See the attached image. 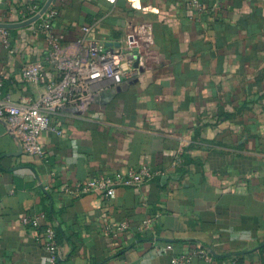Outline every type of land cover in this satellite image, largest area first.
<instances>
[{
  "label": "crops",
  "instance_id": "obj_1",
  "mask_svg": "<svg viewBox=\"0 0 264 264\" xmlns=\"http://www.w3.org/2000/svg\"><path fill=\"white\" fill-rule=\"evenodd\" d=\"M29 4L0 0L11 39L10 50L0 35V77L18 101L44 90L21 78L48 48L40 21L26 23ZM205 5L52 1L65 48L77 50L84 26L106 45L132 36L141 75L112 102L98 97L82 118L55 115L64 135H43L44 156L24 153L0 122V264H48L43 236L21 221L41 212L57 229L58 264H264V0ZM184 142L186 160L176 167ZM142 164L164 174L120 187L112 199L65 191ZM121 224L126 231L107 232Z\"/></svg>",
  "mask_w": 264,
  "mask_h": 264
},
{
  "label": "built area",
  "instance_id": "obj_2",
  "mask_svg": "<svg viewBox=\"0 0 264 264\" xmlns=\"http://www.w3.org/2000/svg\"><path fill=\"white\" fill-rule=\"evenodd\" d=\"M29 2L30 18H33L40 14L43 6L41 7L39 0ZM188 3L194 11H206L205 0H188ZM57 15V9L50 5L38 19L48 48L40 61L26 64L21 70V78L25 83L33 86L44 83L43 92L34 100H14L4 92V80L0 77V122L6 126L10 135L18 139L24 153L37 157L45 154L42 137L46 132L64 135L62 123L53 122L55 115L70 113L82 118L97 102L98 97L105 95L103 104L112 102L118 93L129 88L141 75L139 65L136 66L140 61V46L132 36L117 44L111 42L106 45L96 37L93 28L84 26L82 36L77 41V50L70 52L55 33L54 19ZM0 35L3 45L10 49L9 29L0 28ZM181 145L174 160L176 167L185 162L188 152V142ZM163 174V171L154 169L149 164H142L127 171L77 182L67 186L65 191L74 196L98 194L112 199L120 187L139 188ZM156 217L159 214L146 219L143 225L149 227ZM46 219V214L41 212L26 215L21 221L43 236L48 264H58L61 247L56 228L45 225ZM126 230V224L107 228V232L113 236ZM198 254L206 260L213 259L206 250H199Z\"/></svg>",
  "mask_w": 264,
  "mask_h": 264
},
{
  "label": "water",
  "instance_id": "obj_3",
  "mask_svg": "<svg viewBox=\"0 0 264 264\" xmlns=\"http://www.w3.org/2000/svg\"><path fill=\"white\" fill-rule=\"evenodd\" d=\"M52 1L53 0H48L47 3L43 6L40 14L34 16L33 18H30L26 23H33V22L37 21L40 18V16L50 7V5L52 4ZM0 28H8L9 29L10 26L6 25V24H0ZM136 66H138V64ZM15 139L18 141L17 138H15ZM18 143H19L21 150L23 151L21 143L19 141H18Z\"/></svg>",
  "mask_w": 264,
  "mask_h": 264
},
{
  "label": "trees",
  "instance_id": "obj_4",
  "mask_svg": "<svg viewBox=\"0 0 264 264\" xmlns=\"http://www.w3.org/2000/svg\"><path fill=\"white\" fill-rule=\"evenodd\" d=\"M46 216H47V213L45 212ZM56 234H57V229H56ZM57 239H58V235H57ZM59 241V240H58ZM60 244V243H59Z\"/></svg>",
  "mask_w": 264,
  "mask_h": 264
}]
</instances>
